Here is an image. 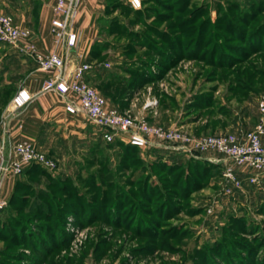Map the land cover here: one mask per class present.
I'll return each instance as SVG.
<instances>
[{
	"label": "rangeland",
	"instance_id": "1",
	"mask_svg": "<svg viewBox=\"0 0 264 264\" xmlns=\"http://www.w3.org/2000/svg\"><path fill=\"white\" fill-rule=\"evenodd\" d=\"M141 2L93 13L90 82L107 103L196 136L253 129L264 0ZM82 126L46 135L38 146L52 165L33 162L14 198H0V264H264V176L249 181L222 153L128 148Z\"/></svg>",
	"mask_w": 264,
	"mask_h": 264
},
{
	"label": "built area",
	"instance_id": "2",
	"mask_svg": "<svg viewBox=\"0 0 264 264\" xmlns=\"http://www.w3.org/2000/svg\"><path fill=\"white\" fill-rule=\"evenodd\" d=\"M84 0H54L55 13L51 23V32L57 42L65 47L66 53L41 51L35 41L33 30L16 22L14 16L0 9V41L10 43L24 54L34 58L38 68L50 72L43 89L55 91L65 99L66 110L70 113H82L92 123L103 128V137L112 141L116 136H125L140 147H156L185 151L189 154H202L215 151L224 154L227 160L244 166L250 171L248 180L257 183L264 176V98L259 106L261 116L253 129L246 132L214 135H192L178 128H165L150 124L145 118L110 106L89 81L88 72L91 62L86 53L78 52L77 62L68 70L67 52L77 49L81 32L75 28V22ZM132 6H141V0H129ZM31 99L30 93L20 88L13 97L15 108L26 105ZM225 159V160H226ZM224 160V161H225ZM39 162L52 165L46 154L33 142L17 141L7 145L0 137V178L11 171L21 173L25 166ZM226 174L231 183L242 186V180L235 166L225 161ZM227 192L231 191L226 185Z\"/></svg>",
	"mask_w": 264,
	"mask_h": 264
},
{
	"label": "crops",
	"instance_id": "3",
	"mask_svg": "<svg viewBox=\"0 0 264 264\" xmlns=\"http://www.w3.org/2000/svg\"><path fill=\"white\" fill-rule=\"evenodd\" d=\"M105 1H83L75 22V28L81 32V40L77 49L67 52L68 70L77 62L78 52H84L86 57H89L90 43L94 35L90 23L93 20L94 11L104 6ZM53 4L54 0H0V7L12 14L18 24L29 26L33 30L35 41L41 51L45 53L58 51L65 54V47L56 41L51 32V23L55 16ZM94 67L96 66L93 65L88 72L89 80L96 75ZM50 75V72L39 69L36 60L31 56L24 54L13 45L0 42V91L3 87L12 88L9 91L11 94H8L5 100L0 92V137L7 141V145L26 140L38 146L54 128L59 130L61 127L77 128L79 125H84L86 121H90L80 112H68L62 95L43 89ZM20 88L26 89L31 99L26 105L15 108L12 100ZM237 123L236 126L243 130L252 126L244 128L242 121L238 120ZM95 129L103 136L102 127L97 125ZM200 155L210 159L222 157L221 153L215 151ZM240 171L242 174L250 173L247 169H240ZM18 178L19 176L11 171L3 174L0 178V198L11 197Z\"/></svg>",
	"mask_w": 264,
	"mask_h": 264
},
{
	"label": "trees",
	"instance_id": "4",
	"mask_svg": "<svg viewBox=\"0 0 264 264\" xmlns=\"http://www.w3.org/2000/svg\"><path fill=\"white\" fill-rule=\"evenodd\" d=\"M252 2H254V1H252ZM257 2V1H256ZM135 9H138V8H135ZM254 35H252V37H253ZM257 39V37H254L253 38V40H256ZM258 40H259V38H258ZM95 47L96 46H93V48H92V50H91V53H96V49H95ZM98 47V46H97ZM90 60V59H89ZM90 81V80H89ZM4 92H6V94H7V96H8V94H9V91H4ZM118 137H121L120 135L119 136H116L115 138H114V140H112V141H115ZM125 138V137H124ZM127 138V137H126ZM103 139L105 140V141H108V140H106L104 137H103ZM128 139V138H127ZM129 141V140H128ZM108 142H110V141H108ZM126 147H128V148H139L140 146H138V145H135V144H128ZM160 149V148H159ZM162 149V148H161ZM197 158V157H196ZM34 166V163H32V164H29V165H27V166H25V168H24V170L22 171V172H24V173H28V172H30L31 170H32V167ZM21 172V173H22ZM16 175H18V174H16ZM19 175H21L20 173H19ZM18 175V176H19ZM23 178H21V176H19V178H18V180H17V182H16V185H15V189H14V191H13V193H12V195H11V197H10V199H12V198H14V195H15V190L18 188V186H20V184H21V180H22ZM34 234V233H33ZM41 242V241H40Z\"/></svg>",
	"mask_w": 264,
	"mask_h": 264
}]
</instances>
